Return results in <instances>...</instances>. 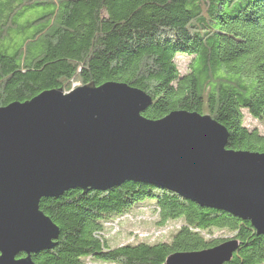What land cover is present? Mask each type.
I'll use <instances>...</instances> for the list:
<instances>
[{"label": "trees", "instance_id": "trees-1", "mask_svg": "<svg viewBox=\"0 0 264 264\" xmlns=\"http://www.w3.org/2000/svg\"><path fill=\"white\" fill-rule=\"evenodd\" d=\"M178 56L191 57L188 73ZM73 82L126 83L153 99L146 118L211 115L229 131L227 149L264 153V133L245 124V112L264 124V0H0V107ZM40 208L60 235L35 264H164L224 242L216 231L240 243L226 264H264V235L249 221L164 186L71 189ZM139 208L156 223L112 245Z\"/></svg>", "mask_w": 264, "mask_h": 264}, {"label": "water", "instance_id": "water-1", "mask_svg": "<svg viewBox=\"0 0 264 264\" xmlns=\"http://www.w3.org/2000/svg\"><path fill=\"white\" fill-rule=\"evenodd\" d=\"M152 101L107 82L0 107V264H35L32 254L55 246L60 230L41 210L43 199L128 181L167 187L264 235V153L227 149L229 131L211 115L146 118ZM239 244L175 252L164 264H226Z\"/></svg>", "mask_w": 264, "mask_h": 264}, {"label": "rangeland", "instance_id": "rangeland-1", "mask_svg": "<svg viewBox=\"0 0 264 264\" xmlns=\"http://www.w3.org/2000/svg\"><path fill=\"white\" fill-rule=\"evenodd\" d=\"M177 61H178L180 71L182 74H186L190 71V65L192 63L191 57H189V56H178ZM79 85H80L79 82H73L72 83L73 88H75ZM245 124L249 128H258L261 132L264 133V124L262 122L256 120V119L252 118L246 112H245ZM137 212L141 213V214L143 213L144 215H142V217L139 216L140 218H138V219L132 218L133 222H131L129 220L123 221V223L119 227H117L113 232V238L111 240L112 245H117L119 243H122L124 241V239H126L130 234L136 235L137 232L139 234H141L142 236H144L148 232L145 230L152 228L153 224L156 223V222H154L155 218L150 217V216H152L151 215L152 211L150 209L139 208L137 210ZM163 230L165 231V230H167V228H163L160 231L159 230H157V231L162 232ZM214 237H222L223 239L229 240L232 238V235L229 234L227 231H216L214 234Z\"/></svg>", "mask_w": 264, "mask_h": 264}]
</instances>
